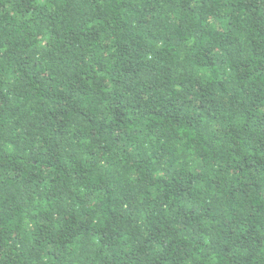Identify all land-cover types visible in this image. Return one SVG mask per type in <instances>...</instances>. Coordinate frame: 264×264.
Returning a JSON list of instances; mask_svg holds the SVG:
<instances>
[{
  "label": "trees",
  "instance_id": "1",
  "mask_svg": "<svg viewBox=\"0 0 264 264\" xmlns=\"http://www.w3.org/2000/svg\"><path fill=\"white\" fill-rule=\"evenodd\" d=\"M0 264H264V0H0Z\"/></svg>",
  "mask_w": 264,
  "mask_h": 264
}]
</instances>
